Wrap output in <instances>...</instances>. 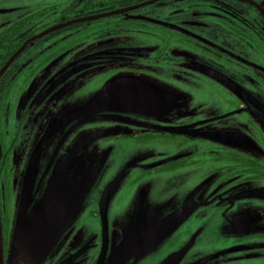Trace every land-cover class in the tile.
Wrapping results in <instances>:
<instances>
[{
  "label": "rangeland",
  "instance_id": "374dc122",
  "mask_svg": "<svg viewBox=\"0 0 264 264\" xmlns=\"http://www.w3.org/2000/svg\"><path fill=\"white\" fill-rule=\"evenodd\" d=\"M43 1L0 0V24L21 17L23 10L9 13L11 8L23 9L32 6V10L36 11L37 8L45 10L57 4V0ZM36 14L37 12L33 13ZM115 36L116 32L111 34L107 31L106 35L99 38V42L112 43L108 40ZM75 46L70 38L55 45H46V50L35 62L31 81L34 77H40L38 84L46 81L59 67L68 63ZM145 46L155 56L164 54L168 58H177L171 57L172 47L166 49L167 45L146 42ZM178 47L181 48H177L178 52L180 49L181 54L187 56L185 60L190 61L188 66L177 65L173 76L168 75L171 73L168 69L166 73L155 72L152 75L140 71L132 74L131 71L123 70L125 73H119L118 77L108 80L118 70L97 72V88L93 94L81 87L83 84L80 83L74 88L73 84L70 85L61 96L59 101L67 102V105L63 106L58 116L69 121L65 129L59 130L56 122H52L47 131L33 129L31 135L33 134L34 143L30 145V151H25L20 163V167L24 166L21 170L26 171L22 178L19 176L20 180L18 177V183L22 182L21 192L10 193L7 197L11 206L7 256L9 264L45 262L46 256L56 249L59 240L50 253L45 254L49 242L38 237L41 235L37 233L33 215L41 206L40 217L48 222L53 221L55 218L51 212L64 200H71L74 205H79L71 225L77 222L76 226L84 230L87 238L91 236L97 240L100 232H103V235L105 233L107 238L111 237L104 251V264L134 226L137 225L139 232L144 233L151 227L165 223L166 214L169 212L165 206H180L190 202L193 205L199 198H211L215 203L221 199L223 205L220 206V213L234 215L235 219L226 217L219 222L214 221L203 226L197 218L185 219L178 216L172 228L168 226L165 237L161 241L158 239V244L143 245L126 264H167L179 261L187 253L191 262L197 261L195 264H200V260L202 264H217L214 262L219 258L212 262H203V259L218 253L216 247L222 241H235V246L264 245V121L261 124L255 123L254 120L241 121L243 116L236 115L231 118V122L211 121L193 125V121L197 122L211 115H223L226 111L244 104L232 91L229 93L224 89L223 92L227 94H218L209 81L217 86L218 83L200 73L198 69V66H206L214 71L227 69L224 66L226 64L219 63L216 47H210L208 51L189 44H179ZM179 59H183V56ZM235 73L239 76L237 82L247 87V90H243L244 93L250 92L253 95L254 86L245 77V73L242 70H235ZM201 74L203 79L200 85ZM100 85L101 87H98ZM125 85L133 87L127 89ZM109 89V92H105ZM27 91L32 95L36 88H27ZM24 95L26 97L23 92L22 95H14L11 99V131L16 111H13V108ZM218 96H221V100ZM74 101L81 105L74 106L71 104ZM114 101L123 107L110 110L97 105V108H101L99 111L90 117L86 114V109L89 111L97 102ZM130 104H139V110ZM118 119L139 120L145 125L150 124L157 132L123 136L124 133H129L125 129L130 128H124ZM186 128L199 135H187L188 133L183 132ZM99 134L101 137L98 140L72 153L70 165L62 173L61 179L57 178L60 192L51 191L50 183L56 172L63 170L62 163L67 161L66 156L73 146L81 140ZM48 135L49 142L53 141V145L49 143L44 149L55 147V155L51 160L48 152L41 151L40 144V140ZM62 141L64 144L63 147L60 146L59 151L61 148L66 151L59 153L56 158L58 160L50 173H45L42 181L40 169L48 170L51 162L55 160L58 144ZM6 166H9V162ZM31 166L36 169H28ZM11 178L13 177L3 169L0 181L6 183ZM121 210L124 211L123 215L119 214ZM88 211L91 213L89 219ZM193 211L189 207L188 213ZM62 213L60 222L63 223L65 232L70 227L66 228V224L71 222L75 214L68 216L71 212ZM212 224L213 226H210ZM116 225L120 230L114 234ZM212 236L214 240L207 242L206 239ZM31 244L37 247L41 245L42 253L37 249L27 251L32 247ZM183 244L193 245L199 250H181ZM17 248L18 258L15 257L14 251ZM146 249L149 251L146 252ZM58 251L59 249L55 252ZM141 252L144 253L139 254ZM249 252H231L217 262L235 264L231 261L236 259L243 263L249 262ZM179 256L181 257L178 259ZM37 257L42 259L38 260ZM227 258L233 259L227 263ZM93 264H98L97 260Z\"/></svg>",
  "mask_w": 264,
  "mask_h": 264
},
{
  "label": "flooded vegetation",
  "instance_id": "af4514ba",
  "mask_svg": "<svg viewBox=\"0 0 264 264\" xmlns=\"http://www.w3.org/2000/svg\"><path fill=\"white\" fill-rule=\"evenodd\" d=\"M56 5L45 10L37 8L36 11L32 10V6L23 9L11 8L9 13L23 10L21 17L0 24V177L3 169L13 177L6 183L0 181V264H9L7 256L11 206L7 197L10 193L21 192L22 182L18 183V181L26 171L21 170L24 166L20 167V163L25 151H30V145L34 143L31 133L35 128L47 131L51 128L52 122H56L61 131L69 125V121L61 119L58 113L67 105V102L59 100L70 85L73 84L72 88H74L81 83L83 84L81 87L93 94L97 88L95 75L104 71L118 70L108 80L118 77L119 73H125L123 70L131 71L132 74L140 71L152 75L155 72L166 73L168 69L171 72L168 75L173 76L177 65L188 66L190 61L185 60L187 56L181 54L179 44L193 45L204 51L216 47L218 50L216 57L219 63L226 64L224 66L227 69L214 71L207 69L206 66H198V69L200 73L206 74L218 83L217 86L209 81L218 94L224 95L227 94L225 91L229 93L232 91L241 99L244 106L230 109L223 115H211L197 122L193 121L192 124L211 121L231 122V118L236 115L243 116L241 121L254 120L258 124L264 121V0H57ZM36 12L37 14L33 15ZM36 17L37 19H34ZM84 31L87 33H83ZM107 31L111 34L116 32L117 36L108 40L112 43L99 42V38L106 35ZM69 38L76 48L71 53L72 57L68 63L59 67L51 77L40 84H38L40 77H34L31 81L35 62L46 50L44 47ZM146 42L153 45L156 43L167 45L166 49L172 47L170 55L177 58H168L164 54L153 55L145 46ZM177 48H180L179 52ZM182 56L183 59H179ZM235 70H242L245 73V77L254 86L253 95L250 92L244 93L243 90H247V87L237 82L239 76ZM202 79L201 74L200 85ZM125 86L128 89V85ZM27 88H36V91L31 95L28 94ZM23 92L26 97L24 95L13 108V111L15 109L16 111L11 131L9 128L11 99L14 95H22ZM218 97L221 100V96ZM71 104L81 105L78 101ZM106 104L107 107H112L111 102ZM118 121L124 128H130L125 129L129 133H124L123 136L157 132V129L150 124L145 125L139 120L118 119ZM189 129L182 131L191 136L199 135ZM49 141L48 135L40 140V144L41 151L48 152L51 160L55 155V147L44 149L49 143L53 145V141ZM63 144V141L58 144L55 160L51 162L48 170L40 169L42 181L45 173L48 171L50 173L52 166L58 160L56 158L59 153H65L64 148L59 151ZM39 189L40 187L37 190ZM36 195L38 196V193ZM186 204L165 206L169 211L166 214L168 225L175 223L178 216H183L185 219L197 218L203 226L214 221L219 222L226 217L235 219L234 215L227 216L220 213V206L223 205L221 199L215 203L211 198L206 200L199 198L193 205L191 202ZM189 207L194 211L188 213ZM119 214L123 215L124 211L121 210ZM90 216L91 213L88 211L87 219ZM76 224L77 222L70 225L61 235L56 249L43 264H93L99 259L100 251L106 250L111 237L107 238L105 233L103 235V232H100L97 240L92 239L91 236L87 238L83 233L84 230ZM116 227L114 234L120 230L119 226ZM206 240L208 242L214 239L212 236ZM234 243L235 241L231 240L222 241L216 247L218 253L206 257L203 262H212L218 258L221 260L222 256L231 252L250 251L247 256L249 262L243 263L238 259L231 262L264 264L263 244L235 246ZM180 248L188 250L193 249L194 246L183 244ZM57 249L59 251L55 252ZM194 250L198 252L199 248L195 247ZM233 258H227L226 262L229 263ZM180 260L167 264L197 262H191L188 253ZM218 260L214 263H223V261L217 262Z\"/></svg>",
  "mask_w": 264,
  "mask_h": 264
},
{
  "label": "water",
  "instance_id": "95a60500",
  "mask_svg": "<svg viewBox=\"0 0 264 264\" xmlns=\"http://www.w3.org/2000/svg\"><path fill=\"white\" fill-rule=\"evenodd\" d=\"M131 87H133V86L128 85V89H130ZM110 90L111 89H109L105 92H109ZM102 103H105V104H102ZM106 103L107 102H97L96 105L94 104V106L89 111H87L88 108L87 109L85 108L86 114H88V116L90 117V116H92L93 113L99 111V109H101V108H97L96 107L97 105L98 106L102 105L104 107V109H110V110L111 109H117V108H120V106H122L119 103H117V101H114L111 103L112 107L110 108L109 106L107 107ZM130 106L139 110V104H130ZM100 137H101L100 134L95 135V136H90L84 140H81V142L79 144H76L73 146L72 150H70V152L66 156L67 161L65 163H62V169L63 170L60 172L57 171L55 174V178L52 179L51 183L49 182L51 185V191H55V193L57 191L60 192V188H59L58 183H57V178L59 177L61 179L62 173L67 168V166L70 165V163H71L70 160H72V156H71L72 153L78 152L84 146L96 141ZM31 169L35 170L36 167L33 166V167H31ZM50 198H51V194H50L49 199ZM49 199H48V201H49ZM70 201L71 200H66V201L64 200L63 203L55 206L56 207L55 211L51 212V214H53V217L55 218L53 221L48 222L46 219H42L40 217L41 206H39L38 210H36V213L33 215V218H34V221L36 224L35 228L37 229L38 235H41L38 237L41 240L49 242V246L45 251V254H46V252H48L47 255L50 253L51 248H53L55 243L60 239L61 235L64 233L63 223L60 222V218L62 217V214H63L62 212L63 211L71 212V213H68L69 214L68 216H70L72 213L75 214L73 219L71 220V222L66 224V228H68L71 225V223L73 222V220H74V218H75V216L79 210V205H74ZM57 217H59V219H57ZM168 224H169L168 221L165 219V223H163L160 226L151 227L149 230H147L144 233L139 232L137 225L134 226L129 233L127 231L128 234L126 233L127 235H125L122 243L119 245V247H117V249L114 251V253H112L111 257L108 259L106 264H126L127 260L132 255L137 254L143 245L146 244L145 246H148L151 243H152V245L158 244V242L161 241L165 237V233L168 230L167 229L168 226H170L172 228L173 224H171V225H168ZM27 233H31V232L27 231ZM158 239H159V241H158ZM32 249H37L38 251H40L42 253L41 245H40V247L32 245V247L28 248L27 251L30 252ZM14 251L16 253L15 257L18 258L19 248L15 249ZM145 251L148 252L149 250L146 249ZM142 253H144V252H141L139 254H142ZM48 256H46V258ZM103 256H104V252L101 251L99 259L97 260L98 264H104ZM37 259L41 260L42 257H37Z\"/></svg>",
  "mask_w": 264,
  "mask_h": 264
}]
</instances>
